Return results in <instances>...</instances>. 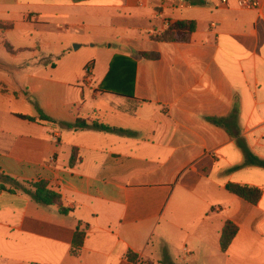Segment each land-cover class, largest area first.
<instances>
[{
	"label": "crops",
	"instance_id": "0c3cea01",
	"mask_svg": "<svg viewBox=\"0 0 264 264\" xmlns=\"http://www.w3.org/2000/svg\"><path fill=\"white\" fill-rule=\"evenodd\" d=\"M186 1L0 0V175L70 209L0 177V264H264V0ZM187 20L189 41L154 38Z\"/></svg>",
	"mask_w": 264,
	"mask_h": 264
},
{
	"label": "trees",
	"instance_id": "16d2710c",
	"mask_svg": "<svg viewBox=\"0 0 264 264\" xmlns=\"http://www.w3.org/2000/svg\"><path fill=\"white\" fill-rule=\"evenodd\" d=\"M197 29V23L196 21L193 20H187V21H177L170 23L169 27L162 32L161 34L155 36L154 38L157 41H164V42H187L191 39L192 34L196 31ZM145 56H152L147 53H143ZM119 60L120 58L114 59L115 61ZM115 73L116 72V66L115 64L110 68L109 74ZM124 72H126L124 70ZM127 72H130V69H127ZM108 74V77H109ZM124 75H126L124 73ZM108 81L104 82V86L107 87ZM118 93H123L126 94L125 91L121 90H115ZM131 97V92L128 95ZM40 118L45 121H51L53 122L54 120L44 114L41 110L39 111ZM29 120H34L31 117H24ZM67 126L73 130H82L85 128H88L91 126V124L87 123L84 120L78 119L75 123L73 124H67ZM92 126L95 128H98L100 130L104 131H120V132H125L127 134H133L129 131L125 130H119V129H114L108 125L102 124V123H97L93 122ZM77 154L74 151L72 159H71V164L74 165L77 161L76 158ZM260 164L264 166V160L260 161ZM1 178H4L5 180L9 181L13 186L14 190H21L25 192L26 194L30 195V197L37 202L38 204L41 205H56L59 207L60 212L67 214L70 212V209L66 208L63 206L62 202V195L58 191L52 189L50 187V184L47 181H37V182H24L21 183L17 181L16 179L7 176V175H0ZM2 189H6L5 187H1ZM227 190L230 191L233 194L238 195L239 197L247 200L248 202L252 204H257L260 199L262 198V190L260 188L254 187V186H249V185H241V184H236V183H230L227 185ZM10 191H13L11 189ZM238 226L231 222L227 221L225 223V226L222 231V236L220 240L221 248L225 252L228 250L230 244L232 243L233 239L238 233ZM86 238V233L85 231L81 230L80 227L77 228L74 234L73 242H72V254L77 256L80 252L81 247L83 246L84 240Z\"/></svg>",
	"mask_w": 264,
	"mask_h": 264
},
{
	"label": "built area",
	"instance_id": "2783aa9c",
	"mask_svg": "<svg viewBox=\"0 0 264 264\" xmlns=\"http://www.w3.org/2000/svg\"><path fill=\"white\" fill-rule=\"evenodd\" d=\"M164 3L165 2H169L171 1L173 3V6L177 7V8H185L187 6L190 5V3L186 0H162ZM240 1V5L244 8H248V9H255L260 5V0H239ZM223 4L227 3V0H222ZM93 69V65L92 63H89L86 66V74L89 75L91 74ZM141 264H150L149 261H142Z\"/></svg>",
	"mask_w": 264,
	"mask_h": 264
},
{
	"label": "rangeland",
	"instance_id": "374dc122",
	"mask_svg": "<svg viewBox=\"0 0 264 264\" xmlns=\"http://www.w3.org/2000/svg\"><path fill=\"white\" fill-rule=\"evenodd\" d=\"M45 6V8H43V10H45L46 9V5H44ZM46 10H49V9H46ZM53 10H55V9H52V11ZM63 23V22H62ZM64 24V23H63ZM62 24V25H63ZM64 26V25H63ZM85 44H87V43H85ZM86 51H88L87 52V55H88V53H91L90 51H93L91 48H89V46L87 47L86 45H84L80 50H79V54H84V53H86Z\"/></svg>",
	"mask_w": 264,
	"mask_h": 264
}]
</instances>
